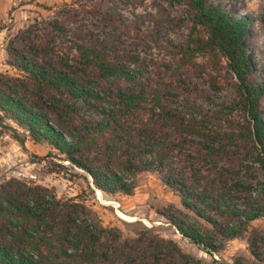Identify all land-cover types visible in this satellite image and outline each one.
I'll use <instances>...</instances> for the list:
<instances>
[{
	"label": "trees",
	"instance_id": "obj_1",
	"mask_svg": "<svg viewBox=\"0 0 264 264\" xmlns=\"http://www.w3.org/2000/svg\"><path fill=\"white\" fill-rule=\"evenodd\" d=\"M178 1L185 40L154 30L167 62L101 43L86 18L100 15L95 8L65 4L56 17L35 19L7 45L14 73H0V129L23 148L27 138L47 143L106 195L132 196L140 174L159 172L182 208L158 213L183 238L210 256L246 238L250 258L219 264H264V232L250 230L264 217V84L244 42L249 22L212 0ZM104 20L141 38L135 24ZM231 83L234 97L217 103ZM132 224L136 236L125 237L79 197L12 178L0 185V264H206Z\"/></svg>",
	"mask_w": 264,
	"mask_h": 264
},
{
	"label": "rangeland",
	"instance_id": "obj_2",
	"mask_svg": "<svg viewBox=\"0 0 264 264\" xmlns=\"http://www.w3.org/2000/svg\"><path fill=\"white\" fill-rule=\"evenodd\" d=\"M212 1L231 18H245L249 22V34L244 42L254 65L255 78L264 84V25L261 23L264 0ZM65 4L97 9L99 16L88 14L86 18L100 42L117 52L139 55L148 62L170 60L169 50L165 46H156L155 42L158 40L154 36V30L173 44H181L188 33L185 8L178 0H0V24L3 26L0 31V73H14L8 64L9 40L35 19L56 17ZM105 15L135 24L141 38L137 34L123 35L119 29L104 20ZM196 81L202 97L206 96L208 88L205 81L202 78H197ZM235 94L236 86L231 83L218 95L216 102L227 103ZM260 111L264 118V98L260 103ZM11 125L17 127L12 123ZM59 164L65 165V170L57 172L59 168L56 165ZM12 178L52 188L60 198L79 197V200L99 215L105 226L120 229L125 237L136 236L132 223L154 228L160 237L175 241L185 253L203 259L206 264H219L220 259L231 263L237 254L251 257L246 238L228 242L215 256L208 255L183 238L158 213L169 205L181 209L182 200L156 171L139 175L137 188L132 196L120 193L115 196L106 195L94 188L88 175L72 168L67 162L60 161L58 152L47 143H36L27 138L23 148L9 133L0 129V185ZM252 229L264 232V217L252 222L250 230Z\"/></svg>",
	"mask_w": 264,
	"mask_h": 264
}]
</instances>
